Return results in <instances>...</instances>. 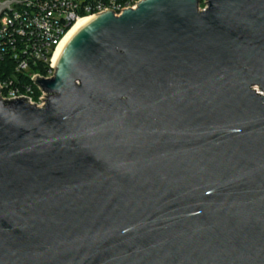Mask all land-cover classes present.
Segmentation results:
<instances>
[{
	"label": "water",
	"instance_id": "obj_1",
	"mask_svg": "<svg viewBox=\"0 0 264 264\" xmlns=\"http://www.w3.org/2000/svg\"><path fill=\"white\" fill-rule=\"evenodd\" d=\"M53 67L0 99V264H264V0L106 10Z\"/></svg>",
	"mask_w": 264,
	"mask_h": 264
},
{
	"label": "built area",
	"instance_id": "obj_2",
	"mask_svg": "<svg viewBox=\"0 0 264 264\" xmlns=\"http://www.w3.org/2000/svg\"><path fill=\"white\" fill-rule=\"evenodd\" d=\"M137 1H12L0 14V99L25 98L30 104L42 106L46 93L35 78L53 75L55 49L73 23L106 10L118 15L123 9L134 8Z\"/></svg>",
	"mask_w": 264,
	"mask_h": 264
},
{
	"label": "bare ground",
	"instance_id": "obj_3",
	"mask_svg": "<svg viewBox=\"0 0 264 264\" xmlns=\"http://www.w3.org/2000/svg\"><path fill=\"white\" fill-rule=\"evenodd\" d=\"M87 20H88V17L77 19L73 23V25L69 28V30L63 35V37L61 38V40L59 41V43L57 44V47L55 49L53 59H52L53 62L55 61L56 57L60 53L62 47L64 46V44L66 43L68 38L74 33V31H76V29H78L81 25H83Z\"/></svg>",
	"mask_w": 264,
	"mask_h": 264
},
{
	"label": "trees",
	"instance_id": "obj_4",
	"mask_svg": "<svg viewBox=\"0 0 264 264\" xmlns=\"http://www.w3.org/2000/svg\"><path fill=\"white\" fill-rule=\"evenodd\" d=\"M39 66H40V67H39V68H40V69H39L40 72L44 73V68H43L41 65H39Z\"/></svg>",
	"mask_w": 264,
	"mask_h": 264
},
{
	"label": "rangeland",
	"instance_id": "obj_5",
	"mask_svg": "<svg viewBox=\"0 0 264 264\" xmlns=\"http://www.w3.org/2000/svg\"><path fill=\"white\" fill-rule=\"evenodd\" d=\"M200 6H203V3L202 2L200 3Z\"/></svg>",
	"mask_w": 264,
	"mask_h": 264
}]
</instances>
